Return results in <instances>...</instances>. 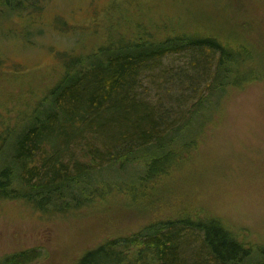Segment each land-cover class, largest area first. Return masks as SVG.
I'll return each instance as SVG.
<instances>
[{
    "label": "trees",
    "instance_id": "1",
    "mask_svg": "<svg viewBox=\"0 0 264 264\" xmlns=\"http://www.w3.org/2000/svg\"><path fill=\"white\" fill-rule=\"evenodd\" d=\"M45 1L0 0V11L38 16ZM263 2L213 0L209 23L184 27L172 22L173 29L165 27L169 20L144 18L142 5L120 13L118 23L111 22L84 56L102 59L98 66L82 65L79 78L69 83L62 82L69 75L65 66L60 81L47 91L51 97L42 96L32 106L20 130L0 125V201L60 215L94 203L102 210L119 198L121 206L134 209L139 220L129 236L107 237L76 264H181L180 254L191 244L197 245L191 264H264V243L247 246L238 223L218 213L225 188L238 186L229 178L237 174L236 163L230 168L223 163L218 170L214 156L192 152L216 131L230 132L221 121L231 101L255 85L264 88ZM111 39H121L125 47L105 58L102 51ZM170 55L185 61L179 68L186 73H176L184 104L174 103L168 121L136 94L142 78ZM4 63L0 60V67ZM8 140L13 141L9 149ZM92 141L104 151L91 148ZM108 172L116 179L105 180ZM218 172L223 196L214 193ZM128 174L126 182L120 181ZM202 211L208 218L199 215ZM27 255L0 258V264H25Z\"/></svg>",
    "mask_w": 264,
    "mask_h": 264
},
{
    "label": "rangeland",
    "instance_id": "2",
    "mask_svg": "<svg viewBox=\"0 0 264 264\" xmlns=\"http://www.w3.org/2000/svg\"><path fill=\"white\" fill-rule=\"evenodd\" d=\"M212 1L46 0L40 14L30 17H19L5 8L0 11V20L5 21L4 25L0 23V27L4 26L0 29V60L5 62L0 67V125L20 130V125L28 120L32 106L42 96L51 97L47 91L60 81L65 66L69 68V75L64 76L62 82L68 83L79 78L82 65L98 66L102 59L84 56L91 53L93 42L112 26L111 22L118 23L116 19L120 13L132 10L137 4L143 6L144 18L151 17L156 23L169 20L171 25L165 26L168 29H173V23L174 26L180 23L184 27H196L214 18ZM256 2L251 0L252 5ZM123 44L121 39H111L110 47L102 54L105 58L119 55L117 50L124 48ZM74 64L78 65L77 69L73 68ZM183 66L185 61L173 55L164 57L142 78L136 94L140 102L157 109L158 116L163 115L168 121L173 120L174 103L177 107L184 104L179 103L178 88L182 83L176 77L178 72L186 73L179 68ZM181 91L188 94L186 87ZM226 115L221 123L225 131L230 132L219 135L216 131L207 143L192 152L205 159L214 156L218 170L220 165L225 168L223 163L227 168L236 163L237 174L229 178L237 180L238 186L225 188V198L218 203L221 209L218 213L230 217L231 223H238L240 240L248 239L247 246L261 245L264 243V88L255 85L246 94L236 97L227 107ZM8 141L7 149L13 144L12 140ZM89 145L104 151L96 142H89ZM84 146L82 148H86ZM72 150L77 151L74 155L81 164L79 150L74 146ZM8 157L9 150L3 153L5 164ZM64 162L67 164L69 160ZM200 162L199 159L193 164ZM169 166L173 167L172 161ZM242 170L246 174L241 173ZM215 176L217 189L214 193L221 195L223 187L219 172ZM128 177L129 174L120 181L126 182ZM104 179L116 177L108 172ZM121 205L119 198L102 210L94 203L60 215L51 209L48 210L51 213H41L27 204L7 205L0 201V258L30 252L27 255L29 262L25 264H76L82 253L101 245L107 237L130 235L139 217L134 214V209ZM199 215L208 218L204 211ZM189 246L190 250L184 249L180 254L181 264L192 263L197 245Z\"/></svg>",
    "mask_w": 264,
    "mask_h": 264
}]
</instances>
